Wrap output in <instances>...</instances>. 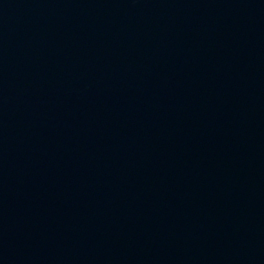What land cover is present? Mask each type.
Wrapping results in <instances>:
<instances>
[{"label": "water", "instance_id": "water-1", "mask_svg": "<svg viewBox=\"0 0 264 264\" xmlns=\"http://www.w3.org/2000/svg\"><path fill=\"white\" fill-rule=\"evenodd\" d=\"M0 264H264V0H0Z\"/></svg>", "mask_w": 264, "mask_h": 264}]
</instances>
